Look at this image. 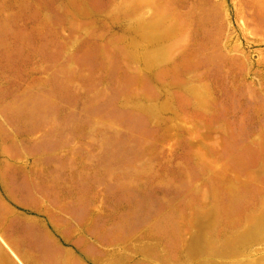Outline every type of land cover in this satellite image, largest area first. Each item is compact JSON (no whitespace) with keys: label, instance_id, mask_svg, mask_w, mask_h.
Segmentation results:
<instances>
[{"label":"rangeland","instance_id":"rangeland-1","mask_svg":"<svg viewBox=\"0 0 264 264\" xmlns=\"http://www.w3.org/2000/svg\"><path fill=\"white\" fill-rule=\"evenodd\" d=\"M1 135L106 264H264V0H0Z\"/></svg>","mask_w":264,"mask_h":264},{"label":"crops","instance_id":"crops-1","mask_svg":"<svg viewBox=\"0 0 264 264\" xmlns=\"http://www.w3.org/2000/svg\"><path fill=\"white\" fill-rule=\"evenodd\" d=\"M7 138L0 136V264H106L107 245L102 262V240L55 206L50 158L13 151Z\"/></svg>","mask_w":264,"mask_h":264}]
</instances>
